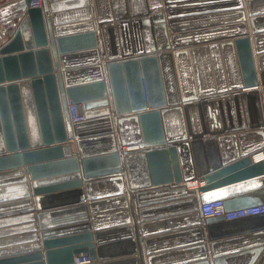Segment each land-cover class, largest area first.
I'll return each mask as SVG.
<instances>
[{"label": "water", "instance_id": "water-1", "mask_svg": "<svg viewBox=\"0 0 264 264\" xmlns=\"http://www.w3.org/2000/svg\"><path fill=\"white\" fill-rule=\"evenodd\" d=\"M34 1L0 30V264H171L204 229L173 263L223 264L219 239L264 236V213L201 212L264 204V0Z\"/></svg>", "mask_w": 264, "mask_h": 264}, {"label": "crops", "instance_id": "crops-1", "mask_svg": "<svg viewBox=\"0 0 264 264\" xmlns=\"http://www.w3.org/2000/svg\"><path fill=\"white\" fill-rule=\"evenodd\" d=\"M23 0H0V23L3 24L0 25V30L5 28L4 24L6 23H12L10 22L12 18L17 14V9L20 8V4ZM19 21V20H18ZM18 21H13V29L12 32L7 33V35H4L3 40L9 39L14 32L16 31L18 27ZM250 36L252 37V32L250 31ZM124 150H128L127 147H123ZM75 151V150H74ZM254 160V159H253ZM264 162V160H262ZM254 163H258L255 162ZM197 179V178H196ZM201 179V178H199ZM193 181V180H191ZM186 182H182V185ZM202 186L198 188H190V189H200ZM189 188V187H188ZM259 189H241L235 194L231 195V199L234 198H241V197H247L251 196L258 192ZM202 193V192H201ZM83 202H88L87 200ZM13 226V225H12ZM168 230L173 228L174 223H170L168 225ZM185 226V225H184ZM187 227V226H186ZM191 227V226H189ZM185 230H188V228H184ZM260 230V229H259ZM175 230L168 231V233H173ZM164 232V231H163ZM167 232L161 233V234H168ZM260 233L259 238L264 236L261 235V231L257 232V230L253 231H241V232H232L227 237H222L219 239V244L217 246L218 253L221 255V258H224L223 264H248L250 255L246 252V247H249L252 245V243L257 238V234ZM160 235V234H158ZM12 236V235H11ZM156 236V235H155ZM8 238V237H7ZM209 235L207 233V230H203V236L202 234L196 235V233H185L183 236L179 238H173L170 237L168 242H165V246L171 247V254H176L177 252H180L181 250L185 251V254H178L177 255H171V258H168L167 260H171V264L177 260L183 259V260H189L188 256H191L193 254V251H188V249H195L198 248V251L201 253L203 250L208 249L211 247V243L209 242ZM42 242V240L40 241ZM206 245V249H204L202 246ZM253 246V245H252ZM175 260V261H174ZM188 262V261H186ZM174 264V263H173ZM255 264H264V251L263 255H260L259 259L256 261Z\"/></svg>", "mask_w": 264, "mask_h": 264}, {"label": "built area", "instance_id": "built-area-1", "mask_svg": "<svg viewBox=\"0 0 264 264\" xmlns=\"http://www.w3.org/2000/svg\"><path fill=\"white\" fill-rule=\"evenodd\" d=\"M32 5L40 6L41 0H35ZM86 112L87 110L84 106V103H74L72 101H69V114L73 122L85 120ZM257 156H261L260 160H264V149L256 153L255 155H253L252 158L255 161H257L259 160L257 159ZM185 184L190 189V188H198L200 186H204L205 182L204 180L197 178L193 181H188ZM201 212H202L203 218L205 219L213 218V217H224L225 220L230 221L234 219L263 214L264 204H258V205L251 206V207H245L241 209L228 211L225 207V203L223 199H215V200L203 203L201 205ZM89 262H92V260L89 258L88 255L77 259V263H89Z\"/></svg>", "mask_w": 264, "mask_h": 264}, {"label": "rangeland", "instance_id": "rangeland-1", "mask_svg": "<svg viewBox=\"0 0 264 264\" xmlns=\"http://www.w3.org/2000/svg\"><path fill=\"white\" fill-rule=\"evenodd\" d=\"M20 15H18V12H17V14L12 18V20L10 21V22H12V23H6V24H4V26H5V28H4V34H6L7 35V33H9V32H12V27H13V21L14 20H19L20 21ZM19 21H18V23H19ZM3 34V35H4Z\"/></svg>", "mask_w": 264, "mask_h": 264}, {"label": "bare ground", "instance_id": "bare-ground-1", "mask_svg": "<svg viewBox=\"0 0 264 264\" xmlns=\"http://www.w3.org/2000/svg\"><path fill=\"white\" fill-rule=\"evenodd\" d=\"M128 150L127 151H133V150H138L137 149V147H132L131 149L130 148H127ZM257 159H259V160H257V161H255V160H253V161H255V162H260V161H262V160H260L261 159V156H257ZM84 257L86 256V255H83Z\"/></svg>", "mask_w": 264, "mask_h": 264}]
</instances>
